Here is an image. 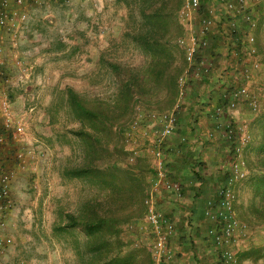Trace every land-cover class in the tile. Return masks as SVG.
Returning <instances> with one entry per match:
<instances>
[{
	"label": "rangeland",
	"instance_id": "1",
	"mask_svg": "<svg viewBox=\"0 0 264 264\" xmlns=\"http://www.w3.org/2000/svg\"><path fill=\"white\" fill-rule=\"evenodd\" d=\"M181 1L40 0L26 7L30 21L16 36L4 35L12 64H6L0 91L25 121L36 152L17 168L13 207L0 212V264H103L113 258L154 264L147 204L135 203L127 180L129 172L145 179L152 167L128 147L129 131L143 115L152 119L172 110L180 96L186 63L176 42ZM258 7L256 46L264 66V7ZM155 11L168 15L167 26L146 18ZM157 39L174 53L167 79L150 73L162 68L147 45ZM261 114L251 116L245 131L236 128L239 140H250L242 150L249 173L237 183L240 202L234 204L250 235L243 248L252 260L244 264H264ZM97 222L101 229L90 235L87 225Z\"/></svg>",
	"mask_w": 264,
	"mask_h": 264
},
{
	"label": "built area",
	"instance_id": "2",
	"mask_svg": "<svg viewBox=\"0 0 264 264\" xmlns=\"http://www.w3.org/2000/svg\"><path fill=\"white\" fill-rule=\"evenodd\" d=\"M35 3H40V0H0V44L5 34L16 36L20 27L28 24L31 17L25 9L29 4ZM258 6L264 7V0H183L179 11L184 33L176 42L185 53L189 67L187 73L200 79L212 72L215 67L214 56L205 58L201 51L212 46L215 42L214 35L221 39L220 46L224 49L221 54L229 60V64L233 66L236 64L234 60H238L239 67H233V72L224 67L221 87L223 102L215 107L218 117H224L229 110L240 106L254 114L264 112V66L255 36L260 24ZM5 69L6 62L0 58V86ZM185 75L180 80L179 98H183L185 94ZM230 75H233L232 83L227 81ZM177 107L178 105L170 111L152 116L161 127L152 149V168L156 174L155 187L163 186L182 196L181 184L168 178L167 159L163 148L166 139L176 129ZM136 123L139 124L138 120L134 122L129 135L136 129ZM226 125L229 136L235 137L234 121L227 119ZM245 143L246 140H240L236 145L234 174L219 190L218 200L211 199L206 205L205 216L214 223L209 228L208 235L217 246L220 264H238V246L248 235V226L237 218L234 211L235 181L247 175L245 162L241 157ZM35 152L36 149L28 140L25 121L16 113L7 96H3L0 91V212L13 207L12 191L17 168L25 166L28 158L34 157ZM146 204L145 220L153 235L151 252L154 264H162L168 255L170 238L176 232V226L156 206L154 190L148 192Z\"/></svg>",
	"mask_w": 264,
	"mask_h": 264
},
{
	"label": "crops",
	"instance_id": "3",
	"mask_svg": "<svg viewBox=\"0 0 264 264\" xmlns=\"http://www.w3.org/2000/svg\"><path fill=\"white\" fill-rule=\"evenodd\" d=\"M214 39L215 42L210 48L201 51L205 58L214 56L215 67L210 74L200 79L195 78L192 73H187L189 67L186 65L187 61L185 63L182 73L187 74V82L183 98L178 96L175 104L178 105L176 129L163 145L168 178L181 184L183 194L179 196L175 191L167 190L163 186L155 187L156 174L153 168L145 178L146 184L148 183L147 191H155L156 206L176 226V232L170 238L168 255L162 264H220L217 246L208 235V230L214 223L205 216L206 205L211 199L218 200L219 190L234 174L233 163L236 161L235 148L240 141L239 132L236 131L235 137L229 136L227 119L234 121L235 128L245 131L246 123L249 124L251 116H255L253 112L241 106L229 110L224 117L216 115L215 107L223 102L221 87L224 67L233 72V67L238 68L239 65L236 59L234 61L237 65L229 64V60L221 54L220 45L216 43V35ZM11 55L8 47L4 45V39L1 40L0 58L5 60L7 65L12 64ZM18 77L24 80L22 74ZM28 77L26 74L25 78ZM232 77L233 75H230L229 79L227 78L229 83H232ZM138 122L136 129L131 131L128 147L139 156L145 157L151 164L150 167H153L152 149L161 127L156 119L148 118L147 115L141 116ZM249 142L250 140H246L245 147ZM241 157L246 165L243 153ZM245 172L249 173L248 170ZM238 181H235L234 191L237 187L240 192ZM236 202H240V194ZM244 241L246 240L240 242L242 248L239 251V264L252 260L250 255L244 256L248 253V250L243 248Z\"/></svg>",
	"mask_w": 264,
	"mask_h": 264
},
{
	"label": "trees",
	"instance_id": "4",
	"mask_svg": "<svg viewBox=\"0 0 264 264\" xmlns=\"http://www.w3.org/2000/svg\"><path fill=\"white\" fill-rule=\"evenodd\" d=\"M181 4L183 5V2ZM145 15H146V18H148L149 20H152L155 18L156 19H162V20H164L166 26L168 24V15L167 14H164L161 12L158 13L155 11V12H150V13L145 14ZM260 23H261V21H260ZM259 27H258V29H259ZM180 28H181V30H180L178 36H181L184 33L183 26ZM147 45H148V47H150L153 50L151 53V56L154 57L153 58L154 63L158 62L162 65V68H160L159 70L155 71V70L151 69L150 73H152L155 77H158L160 80L165 79L168 75V69L175 59L174 53L172 52V50L170 49V47L168 45H165L162 42V40H159V39L154 40L152 42L148 41ZM173 84L175 86L176 82H173ZM166 89L168 90V87ZM177 94H178V90H177ZM174 95L176 97V92L174 93ZM76 105H77L76 106L77 108H79V109L82 108L81 110L83 111V113H85V115L89 116L88 118H90L92 120L93 114H90L91 112H89V110L87 111L85 109V107H83L80 104V102H78ZM261 115H264V112ZM92 129L95 130V126L92 127ZM81 173L82 172L77 174V176L81 175ZM110 176H115V178H117L116 172H111ZM127 180H128V183L132 186V193H133L132 198L134 199L135 203H138V202H141V204L144 203V201H146V198L148 196V192L146 191V182H145L144 177H141V176H138L137 174L129 172ZM138 199H139V201H138ZM143 209H144V206H142V210ZM101 227H102V222H97L94 224H88L87 230H88L90 235H93V234L97 233L99 231V229H101ZM110 233L118 236V231H113V232L110 231ZM249 255H250L249 251H248V253H246V255L244 254V256H249ZM103 264H119V263H118V260L116 258H113V259H111V260H109Z\"/></svg>",
	"mask_w": 264,
	"mask_h": 264
}]
</instances>
